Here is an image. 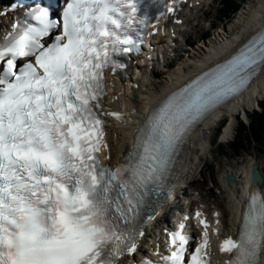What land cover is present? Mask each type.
<instances>
[{
    "label": "snow or ice",
    "instance_id": "obj_1",
    "mask_svg": "<svg viewBox=\"0 0 264 264\" xmlns=\"http://www.w3.org/2000/svg\"><path fill=\"white\" fill-rule=\"evenodd\" d=\"M179 3L55 0L54 9L12 0L0 11L22 10L0 35V264H211L200 212L192 217L202 229L194 247L184 223L166 231L155 259L141 255L140 238L173 191L193 130L264 72V4L228 58L150 107L120 161L100 162L109 159L105 118L127 123L103 107L105 74L123 71L140 52L152 8L158 21ZM262 250L264 198L253 190L238 236L219 251L229 254L223 264H261Z\"/></svg>",
    "mask_w": 264,
    "mask_h": 264
},
{
    "label": "bare ground",
    "instance_id": "obj_2",
    "mask_svg": "<svg viewBox=\"0 0 264 264\" xmlns=\"http://www.w3.org/2000/svg\"><path fill=\"white\" fill-rule=\"evenodd\" d=\"M262 4H264V0H246L241 4L239 10L234 13L233 19L228 25L220 24L221 26L219 27L218 32H216L213 37H210L209 39L206 38L207 40L195 44L196 47L181 58L179 62L173 64L168 71L161 72L163 73L162 77L154 72L155 63L151 65L150 60L151 57L157 55L163 62H166L165 51L167 48V42L171 40L172 34L166 27H164L161 32L162 37L152 36L150 38L151 48L146 50L145 55L142 57L143 63L134 66V70L131 71L128 79L114 80L113 87L111 88L110 96H113V94L116 95L115 106L119 108V111L124 113L125 120L127 121L125 124H118L111 123L106 118L108 125L106 130L109 132L107 133L106 131L105 135L109 138L110 134L113 141L112 147L109 148L108 146L107 151V153L110 154V160L112 162H117L119 156L130 148L133 132L142 120L145 111L156 102L161 93H166L177 85V87H179V84L188 77L195 75L202 69L207 70L208 66L212 63L216 64V60L232 52L247 36L251 34L253 30H255L256 24L252 22V17L255 15L258 19ZM253 6H255V12H253ZM205 12H209V10L204 11V13ZM7 20H9L8 15L3 18V26L7 23ZM168 28L171 30L170 24L168 25ZM150 65L152 72L148 71ZM159 69L160 68L158 67V70ZM260 77V79L257 77L252 82V85L254 84V86H250L245 94L237 96L218 108L215 112L201 121L193 130L182 155L183 161L178 172L179 182L184 183V180L187 179L185 177L186 174L187 176L192 175L196 171V159L192 157L194 148L193 143L196 142L203 150L209 149L210 142H207L205 145V142H202L204 128L213 127V125L217 123V119L220 118L219 116L223 112L227 113L230 119H227L228 122L224 127L222 126L223 131H220L222 137L221 140L225 141L232 139L231 135L236 122L235 117L239 110L243 112L242 114H244V116L250 117L248 112H251V107L257 105L258 100L264 97V73H262ZM134 93H137V97H133ZM129 113L132 114L129 115ZM114 133H116V137L114 136ZM106 137L105 141L107 142ZM251 157L252 158L246 163L230 165L220 178V184L223 187H226L229 191L227 210L229 214V222L224 224V226L228 224L227 230L224 231L226 233L221 232V226L223 225L222 217H224V214L220 209H215V211H213V213L218 214L216 210H220V215L218 214L216 217L221 219V223L215 227L218 229V232L216 233L218 235L221 234L224 236V234L228 235L231 231H234L235 226L240 219L241 207L246 199V193L242 188V182L247 177L250 179L251 166L253 164L257 165L263 176V183L258 186L264 192V160L258 159L257 156ZM229 173L233 174L234 182H225L224 177ZM201 209L204 211L203 208ZM147 230L148 233L144 236L150 237L152 232H157V230L152 231V228H148ZM148 245H151L150 241H148ZM139 247L141 253L144 252V246L140 245ZM212 250L217 254V247L215 245H213ZM216 257H219V254ZM262 258L264 264V250L262 251Z\"/></svg>",
    "mask_w": 264,
    "mask_h": 264
},
{
    "label": "rangeland",
    "instance_id": "obj_3",
    "mask_svg": "<svg viewBox=\"0 0 264 264\" xmlns=\"http://www.w3.org/2000/svg\"><path fill=\"white\" fill-rule=\"evenodd\" d=\"M233 1L235 3V6L237 5L238 7L237 1L235 0ZM219 5H220L219 0H213L211 10L209 9V12H205V13H209L207 14V16H203L202 12H198V14L200 15L198 25L200 26L198 28H195V30L197 29L196 32H193L191 30L188 31L189 29L186 30L189 33V39H193V40L197 39L198 42H196L195 44L199 43L200 41L207 40L210 37H213V35H215L219 27L221 26L220 24L228 25V23L232 21L234 13L236 12L233 11L232 13L228 14L229 11L228 12L226 11L230 9L233 5L231 3H227V5L223 9H220ZM238 10L239 8L237 9V11ZM220 17H222L221 20H219ZM193 23L194 21L191 22V25ZM187 26L189 27V25ZM205 35H208L209 37H207L206 39L204 38ZM183 37L185 39L186 35H184ZM195 44L192 46L193 48L191 47L190 51L194 49V47H196ZM183 45L188 47L190 44H188V40H185L183 42ZM186 53L187 51H182L178 49L170 50L167 53L166 61H170L171 65L176 64L177 62H179L181 58H183L186 55ZM262 102H264V100H262L261 103ZM256 106L259 107V103H257ZM257 112H260V111H256L255 113L251 111V112H248V114L251 113L250 115L251 117H253V115H255ZM242 113L243 112L239 110L237 116L243 117L244 114ZM235 121H236L235 127L233 129V133L231 137L233 138L236 135L237 139H239L241 137V134L236 128L238 124L236 117H235ZM211 127H209L205 132L203 131L204 133L203 141L201 139L203 143L205 142L204 145L207 142H210L209 149L203 150L199 145H197L196 142L193 143L194 148H193L192 157L197 160L198 167H200V165L202 164V168L199 171H197L196 169L195 173L191 175L195 178V181L188 184L189 185V187L187 188L188 196L187 195L186 196H187V201H194L195 203L199 199L201 201V205L207 208L209 211L214 206L219 207L220 210H222L224 213L225 223H228L229 214L227 210H228L229 191L226 187H223L220 184V178L227 171L230 165H235V164L238 165L240 163L241 164L246 163L248 160H250V158H252L251 156H257L258 159L264 160V155L261 153L262 151H264V148L260 149L255 144L256 142L253 140H251V143L246 141V143H242V145L239 146V140H237L236 144L234 145L236 149L238 150H234L231 146L232 144L230 143L231 139H228L225 141L221 140L222 139L221 133H220L221 130L219 131L218 130L219 128L216 129L219 135L215 133V137H213V132H214L213 129L215 125H213L212 128ZM240 127L241 125H239L238 128ZM114 136L116 137V133H114ZM245 139H246V136H245ZM107 141H108L109 148H111L113 145V141L110 137V134H109V138L107 137ZM233 150L237 153L234 154L232 152ZM221 154H223L224 156H222ZM185 177H187V174ZM185 199L186 197L182 199L181 201L183 202ZM224 210L226 211V213ZM161 220L162 219H160V221ZM227 228H228V224L223 226L224 230H227Z\"/></svg>",
    "mask_w": 264,
    "mask_h": 264
},
{
    "label": "trees",
    "instance_id": "obj_4",
    "mask_svg": "<svg viewBox=\"0 0 264 264\" xmlns=\"http://www.w3.org/2000/svg\"><path fill=\"white\" fill-rule=\"evenodd\" d=\"M262 105V111L260 110V112L253 115L252 121L249 125L241 123L242 126L238 128L241 137L237 139V136H234L231 142V146L234 150H238L234 145L237 140H239V146H241L242 143H246V141L251 143V140H253L260 149L264 148V102H262ZM244 135L246 136V139Z\"/></svg>",
    "mask_w": 264,
    "mask_h": 264
},
{
    "label": "water",
    "instance_id": "obj_5",
    "mask_svg": "<svg viewBox=\"0 0 264 264\" xmlns=\"http://www.w3.org/2000/svg\"><path fill=\"white\" fill-rule=\"evenodd\" d=\"M251 181L253 184H260L262 182V175L261 173L259 172L258 168H257V165H252L251 167ZM226 180L227 181H232L233 180V177L232 175L228 174L226 176Z\"/></svg>",
    "mask_w": 264,
    "mask_h": 264
}]
</instances>
